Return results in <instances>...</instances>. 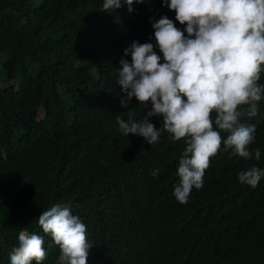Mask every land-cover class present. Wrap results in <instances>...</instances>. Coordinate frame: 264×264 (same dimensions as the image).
Listing matches in <instances>:
<instances>
[{"label": "trees", "instance_id": "trees-1", "mask_svg": "<svg viewBox=\"0 0 264 264\" xmlns=\"http://www.w3.org/2000/svg\"><path fill=\"white\" fill-rule=\"evenodd\" d=\"M101 5L0 0V264L24 230L44 237L42 264H56L59 248L37 217L57 202L86 225V264H264V178L255 188L237 179L252 164L264 168V100L256 116L241 117L255 124L249 147L260 148V160L222 146L202 188L179 203L172 189L183 140L164 132L149 145L117 124L139 115L134 97L126 108L119 101L123 49L149 42V17L174 19V11L161 0H134L131 13ZM160 119L149 117L156 127Z\"/></svg>", "mask_w": 264, "mask_h": 264}, {"label": "clouds", "instance_id": "clouds-1", "mask_svg": "<svg viewBox=\"0 0 264 264\" xmlns=\"http://www.w3.org/2000/svg\"><path fill=\"white\" fill-rule=\"evenodd\" d=\"M133 3L102 0L101 10L123 4L131 13ZM161 6L173 10L174 19L149 17V42L133 40L123 49L130 59L122 56L118 62L120 105L126 108L134 97L139 119L133 113L127 119L117 117V124L122 135H138L149 145L158 143L164 132L170 141L183 140L172 195L184 204L193 189L202 188L209 158L222 146L230 157L260 160V148L249 147L255 124L242 123L241 117L256 116L264 100V84L258 83L264 72V0H161ZM141 108L147 109L142 116ZM152 116L161 117L160 127L150 122ZM221 131L227 135L222 137ZM150 174L156 177L159 169ZM262 178L264 168L256 164L237 172L238 182L252 188ZM37 223L59 248L56 264H86L92 244L70 203L52 204ZM43 244L42 235L20 231L7 264H42Z\"/></svg>", "mask_w": 264, "mask_h": 264}, {"label": "rangeland", "instance_id": "rangeland-1", "mask_svg": "<svg viewBox=\"0 0 264 264\" xmlns=\"http://www.w3.org/2000/svg\"><path fill=\"white\" fill-rule=\"evenodd\" d=\"M14 84L16 85V84H17V82H14Z\"/></svg>", "mask_w": 264, "mask_h": 264}]
</instances>
